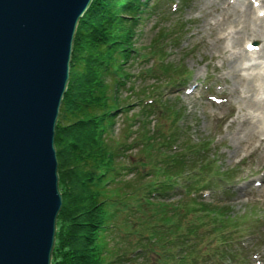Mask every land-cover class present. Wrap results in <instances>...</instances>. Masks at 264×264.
<instances>
[{"label": "trees", "instance_id": "obj_1", "mask_svg": "<svg viewBox=\"0 0 264 264\" xmlns=\"http://www.w3.org/2000/svg\"><path fill=\"white\" fill-rule=\"evenodd\" d=\"M147 9L148 0H91L77 23L55 127L62 202L51 264L246 261L234 238L248 217L199 194L217 187L213 176L227 180L232 171L216 167L210 140L192 139L184 107L161 97L160 84L179 74L166 60L164 31L146 52L134 47ZM148 53L154 60L141 76L157 81L136 89L126 62ZM118 116L124 129L115 136Z\"/></svg>", "mask_w": 264, "mask_h": 264}, {"label": "water", "instance_id": "obj_2", "mask_svg": "<svg viewBox=\"0 0 264 264\" xmlns=\"http://www.w3.org/2000/svg\"><path fill=\"white\" fill-rule=\"evenodd\" d=\"M91 0H0V264H51L55 127Z\"/></svg>", "mask_w": 264, "mask_h": 264}, {"label": "rangeland", "instance_id": "obj_3", "mask_svg": "<svg viewBox=\"0 0 264 264\" xmlns=\"http://www.w3.org/2000/svg\"><path fill=\"white\" fill-rule=\"evenodd\" d=\"M227 1L156 2L154 11L142 15L133 40L135 47L146 52L151 39L155 38L159 31H164L160 41L167 53V61L179 67L181 78L173 86L168 84L163 90L168 98L176 99L181 107L187 109L185 124L191 127L190 136L195 140L211 141L209 154L213 155L216 167L232 171L229 174L231 182L223 186L228 190L224 191L221 186L212 192L207 189L203 193L204 199L217 205H227L230 215L248 217L241 226L246 235L240 237L237 234L234 242L238 243V239L242 242L241 245L238 244V248L242 247L240 255L246 259L242 264H264V181L261 178L264 173V141L260 143L241 132L248 121L254 119L255 111L245 105L240 106L239 103L241 96H252L255 92L244 89L235 92L233 77L226 67L230 60L237 59L244 68L243 72L250 77L260 66L262 69L259 70L264 71V56H258L256 50L246 56L244 48L248 43L258 46L260 42L247 37L236 45L232 42L233 26L219 24L222 17L217 13L225 7ZM256 8L258 15L263 18L264 2L259 1ZM163 11L166 12L165 15L161 14ZM262 24L264 25V19ZM172 27L175 30H172ZM221 32L226 33L223 34L226 38L220 41L217 40V35ZM222 46L224 52L218 53ZM87 57L86 49L82 60L87 61ZM152 63L153 59L130 60L128 70L135 75L138 70ZM141 73L142 70L140 77L131 76L136 89L156 83L157 80L153 77L142 78ZM127 93L124 90L122 95ZM258 98H264V88ZM123 129L118 117L113 135L119 136ZM235 134L238 135L237 138L234 137ZM255 146L258 148L254 150ZM216 180L220 182L218 178ZM70 183L72 184L71 181Z\"/></svg>", "mask_w": 264, "mask_h": 264}, {"label": "bare ground", "instance_id": "obj_4", "mask_svg": "<svg viewBox=\"0 0 264 264\" xmlns=\"http://www.w3.org/2000/svg\"><path fill=\"white\" fill-rule=\"evenodd\" d=\"M259 1L264 2V0ZM217 14L222 17L219 21L220 25L233 26L234 34L232 35V42L234 44H240L243 38H254V40L260 42V47L256 50V54L258 56H264V25L262 24L264 17L261 18L258 15L256 5L252 0H235L232 2L228 0L225 7H222ZM223 34L221 32L217 35V40L221 41L226 38ZM244 49L246 56L252 53V51L250 52L246 48ZM219 52H224V46L218 49ZM226 67L228 73L233 77V89L235 92L239 91V89H244L245 91L250 90L252 93L255 92L252 96H241L239 98L240 106L245 105L247 108L255 111L253 115L254 119L249 120L247 126L241 132L244 136H249L251 139L261 143L264 141V98H258V94L264 88V71L259 70L262 69L260 66L249 77L243 72L244 68L240 66L237 59L230 60L226 64ZM259 89L260 91L257 92ZM234 137L237 138L238 135L235 134ZM257 148L258 146H255L253 149L255 150ZM261 178L264 181V173Z\"/></svg>", "mask_w": 264, "mask_h": 264}]
</instances>
